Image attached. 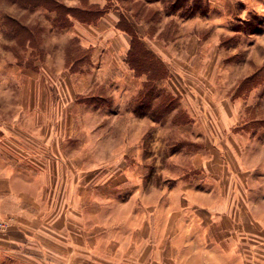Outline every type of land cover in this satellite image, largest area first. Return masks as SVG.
<instances>
[{"label": "crops", "instance_id": "1", "mask_svg": "<svg viewBox=\"0 0 264 264\" xmlns=\"http://www.w3.org/2000/svg\"><path fill=\"white\" fill-rule=\"evenodd\" d=\"M235 1L238 6L239 0ZM65 2L61 3L70 8L105 11L89 24L70 18L71 25L64 28L71 35L67 43L86 44L82 49L93 60L91 50L101 41L97 33L108 30L113 36L114 58L123 56L125 65L113 68L112 72L121 75L125 69L129 73H124L125 77L138 82L139 92L146 87L159 92L164 77L149 86L148 74H137L126 62L131 37L118 29V11L105 9L109 0ZM241 2L247 4L241 6L243 14L252 9L264 19V0ZM144 5L156 7L158 20L153 33L145 34L142 30L138 38L164 66L166 61L171 63V59L178 58L173 44L190 40L210 43L217 32L224 31V25L233 21L229 15L233 6L216 4L214 0H208L204 15L184 17L175 11L163 17L164 0L147 1ZM38 8L22 7L29 13L38 9L54 14ZM5 16L30 28L38 27L40 35L44 30L38 22L29 24L5 14L2 25L9 30ZM166 19L167 26L178 30L176 33L170 35L159 27ZM143 24L148 26L149 21ZM83 27L96 33L85 36L86 42L75 33H81ZM199 28L208 29L205 39L201 38ZM228 32L243 35L240 31ZM10 37L12 44L4 49L11 51L17 66L36 72V62L33 66L25 64L35 57L36 46L31 47L29 42L19 45L13 34ZM42 42L39 38L40 46ZM71 52L68 47L66 53L71 56ZM206 53L209 58L211 52ZM187 55L196 57L189 52ZM67 66L64 63L72 78L82 73L81 69ZM173 72L181 70L167 66V78ZM73 84L80 89L76 82ZM18 86L0 83V219L11 220L5 230H0V264H264V187L260 183L264 180V150L257 156L251 153V147L237 142L244 133L231 130L237 122L234 105H224L218 118L219 131L212 129L214 119L204 106L199 116H181L180 110L178 115L170 116L172 127L180 130L184 126L187 136L196 133L190 130L192 124L203 123L207 127L201 133L204 145L191 153L186 175L174 177L164 156L167 152L170 161L180 149L166 147L163 131H150V127L162 122L154 116L136 117L127 111L123 116H111L114 122L118 119L125 123L118 135L111 131L106 134L98 127L84 132H64V128L54 131V124L61 118L64 122V117L47 116L43 117L45 121L53 124L50 132L29 140L28 146L23 145L24 138L17 131L22 107L18 93L22 86ZM32 87L36 90L37 85H28V89L34 90ZM158 99L157 94L156 106ZM43 102L52 105L46 99ZM175 110L173 107L171 112ZM213 139L221 142L214 144ZM74 140L76 147H70ZM102 148L109 150L105 167L91 159L82 160L81 156L71 157L83 152L94 155L98 153L96 149ZM168 181L171 182L167 184Z\"/></svg>", "mask_w": 264, "mask_h": 264}, {"label": "rangeland", "instance_id": "2", "mask_svg": "<svg viewBox=\"0 0 264 264\" xmlns=\"http://www.w3.org/2000/svg\"><path fill=\"white\" fill-rule=\"evenodd\" d=\"M59 1L78 2V0ZM109 1L105 9L117 10L120 16H125L137 36L142 30L145 34L155 31V21L158 20L156 7L154 5L148 7L144 4L147 1L156 0ZM214 2L233 6L229 14L233 21L224 25V31L217 32L210 43L207 41L196 43L190 40L188 43L173 44L172 46L176 48L173 50L175 52L178 50V58L171 59V63L166 61L165 66L164 63L159 62L164 70V73L162 69L159 70V74H162L166 80L157 93L149 87L139 92L138 82L125 77L126 73L129 74L125 69L121 75H115L112 72L113 68L120 66L125 68V65H123V56L121 59L114 58V48L111 47L113 36L107 32L108 30L104 29L100 31L101 33H97L101 36V41L91 50L94 58L90 60V53L82 49L86 44L67 43L71 36L70 32L61 27L60 23L55 20L54 14L45 13L38 10L39 8L29 13L22 7L0 0V83L22 86L21 90H18L22 107L19 110L20 123L17 124V131L24 138L26 144L23 145L28 146L29 140L39 139L40 136L50 132L53 124L45 121L43 117L47 116L61 115L64 117V122L61 118L54 124V131L64 128V132H84L98 127L102 128L106 134L111 131L112 135L122 132L125 123L118 119L114 122L111 116H123L126 111L136 117L154 116L162 119L159 124L162 129L154 125V128L150 127V131H163L166 147L170 150L172 147L180 149V153H177L170 161L167 152L165 156L163 155L166 159L165 165L174 177L176 175L182 177L186 175L192 162L191 153L198 151L200 146L204 145L201 133L207 127L203 123L192 124L190 130L196 133L187 136L184 134L187 130L184 126L180 130L172 127L169 123L170 116L178 115V110L181 116L186 113L199 116L204 106L207 113L214 119L212 129L219 131L221 128L218 118L222 115L224 105L228 107L234 105L237 122L231 130L240 132V134L244 133L241 134L242 139L237 138V142L241 141L242 144L251 147L253 149L251 153H256L258 156L264 150V19L252 9L243 14L241 6H247V4L241 0L238 6L235 0H214ZM207 10L208 0H164V8L161 12L163 17L170 16L169 14L173 11L184 17L194 13L204 15ZM5 14L16 16L29 24L38 22L43 26L42 34H38L40 40H43L42 45L38 43L35 44L36 47L33 45L36 49L35 57L25 62L27 65L32 63L30 66L36 62V72L28 71L23 66H17L11 51L4 49L5 46L9 48L13 41L9 28L2 25V18ZM142 21H149L148 26H144ZM167 25L168 20L166 19L165 22L160 23L159 27H163L170 35L178 31ZM206 30L208 29H198L199 32L201 31L202 39H205ZM231 30L240 31L243 35H230L228 31ZM75 33L82 35L85 38L82 39L84 42L88 40L85 36L96 34L89 27H83L81 33L79 31ZM68 47L72 48L71 56L66 53ZM143 47L146 49L144 45ZM206 50L211 52L209 58ZM146 51L149 53L148 59H154L147 49ZM188 52L196 54V57L188 58ZM66 56L70 57L67 59ZM64 63L68 64L67 67L72 65L77 71L81 69L82 73L72 78L64 69ZM188 64L191 65V69ZM166 65L173 69L178 67L181 73L173 72L167 78ZM73 81L76 82V86L80 85L79 90L74 87ZM31 84L37 85L36 90L32 87L35 91L28 89V85ZM157 94L159 106H156L154 100ZM44 99L48 103L52 102V105H45ZM74 103H78L77 107ZM173 107L177 110L171 112ZM75 140L73 144L69 143V146L72 144L70 147H76ZM215 142L221 141L213 139L214 144ZM206 143H210V140L206 139ZM96 150L98 153L94 155L83 152L82 155L71 157L80 158L81 156L87 160L100 162L101 166L105 167L109 161L108 148ZM21 156L27 157L26 155ZM170 182L168 181L167 184ZM260 183L264 187V180ZM106 189L107 187L105 191ZM255 190L259 193L258 186H255ZM0 221L9 222L11 220L0 219Z\"/></svg>", "mask_w": 264, "mask_h": 264}, {"label": "trees", "instance_id": "3", "mask_svg": "<svg viewBox=\"0 0 264 264\" xmlns=\"http://www.w3.org/2000/svg\"><path fill=\"white\" fill-rule=\"evenodd\" d=\"M11 4H18L22 7H27L30 10L42 7L49 12L55 14V20L60 23L61 27H68L71 25L70 18H74L81 23H92L100 18L104 14V10L90 7L88 9L70 8L65 6L59 0H5ZM5 23L10 27V32L17 38L19 45H25L29 42V45L37 44L39 41L38 34L40 29L30 28L15 20L12 17L5 16ZM118 29L125 32L131 37V48L128 52L126 62L137 73L148 74V85L150 86L152 80L163 78L162 74H159L163 67L156 60L148 59L149 53L141 44L138 36L128 23V19L125 16H121L118 22ZM36 46V45H35ZM160 65V66H159ZM160 70V71H159ZM164 73V70H163ZM152 78V79H151Z\"/></svg>", "mask_w": 264, "mask_h": 264}, {"label": "built area", "instance_id": "4", "mask_svg": "<svg viewBox=\"0 0 264 264\" xmlns=\"http://www.w3.org/2000/svg\"><path fill=\"white\" fill-rule=\"evenodd\" d=\"M9 225V222L8 221H0V230H5Z\"/></svg>", "mask_w": 264, "mask_h": 264}]
</instances>
